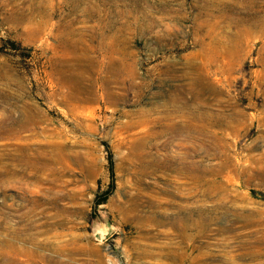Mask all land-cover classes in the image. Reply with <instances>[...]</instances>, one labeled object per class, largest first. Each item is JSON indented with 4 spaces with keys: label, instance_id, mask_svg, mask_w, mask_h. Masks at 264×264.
<instances>
[{
    "label": "rangeland",
    "instance_id": "rangeland-1",
    "mask_svg": "<svg viewBox=\"0 0 264 264\" xmlns=\"http://www.w3.org/2000/svg\"><path fill=\"white\" fill-rule=\"evenodd\" d=\"M0 48V264H264V0H0Z\"/></svg>",
    "mask_w": 264,
    "mask_h": 264
},
{
    "label": "trees",
    "instance_id": "trees-1",
    "mask_svg": "<svg viewBox=\"0 0 264 264\" xmlns=\"http://www.w3.org/2000/svg\"><path fill=\"white\" fill-rule=\"evenodd\" d=\"M9 44L11 45V47H13V49H15V44L13 42H9ZM0 51H2V49L0 48ZM109 175L111 178V184H110V188L112 189L114 187V172H113V164L112 161H110L109 163ZM105 201V199L102 200V202H99L98 204L101 205L103 204Z\"/></svg>",
    "mask_w": 264,
    "mask_h": 264
},
{
    "label": "bare ground",
    "instance_id": "bare-ground-1",
    "mask_svg": "<svg viewBox=\"0 0 264 264\" xmlns=\"http://www.w3.org/2000/svg\"><path fill=\"white\" fill-rule=\"evenodd\" d=\"M195 225V224H194ZM187 226H188V228L190 229V230H194V228H195V226H193V224L191 225V223H188L187 224ZM201 225H197V227L195 228L197 231H198V233H199V231H201ZM197 233V234H198ZM192 239L194 238V236H190Z\"/></svg>",
    "mask_w": 264,
    "mask_h": 264
}]
</instances>
